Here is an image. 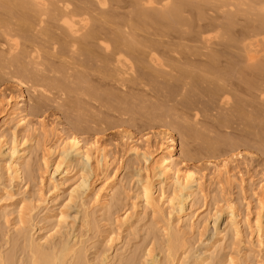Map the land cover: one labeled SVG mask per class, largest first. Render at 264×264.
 Instances as JSON below:
<instances>
[{"label":"rangeland","instance_id":"1","mask_svg":"<svg viewBox=\"0 0 264 264\" xmlns=\"http://www.w3.org/2000/svg\"><path fill=\"white\" fill-rule=\"evenodd\" d=\"M99 1L31 0L36 9H20L26 21L20 10L6 13L0 5V151L7 150L0 157V206L10 205L12 213L18 202L30 198L35 210L25 230L34 238L46 235L63 214L53 242L77 241L87 264H141L146 250L164 264L160 227L174 224L176 214L165 205L152 218L144 207L138 190L140 183L155 180L153 165L129 145L132 138L143 152L139 154L155 156L157 143L171 135L176 161L199 181L178 225L187 251L207 256L209 264L230 259L264 264V246L257 243L254 226L264 216L258 191L264 181V0H186L180 23L134 16L145 8L151 14L162 7L161 1L148 0L157 2L154 9L147 0H103L106 7ZM63 9L75 15V22L87 18L77 38L61 25ZM168 23L173 27L167 29ZM125 42L135 49L128 51ZM118 54L132 65L134 75L116 64ZM150 54L164 69L151 65ZM249 60L257 70L255 87L238 67ZM208 63L216 65L212 70L217 69L213 72L222 76L224 86L203 74ZM218 87L229 93L226 107L220 100L224 96L216 95ZM20 116H25L23 125L18 124ZM71 135L87 149L89 162L74 157L65 174L61 151ZM92 144L103 150L107 164ZM12 149L25 150L20 181L12 179L5 163ZM224 164L230 170L228 182L216 175ZM85 167L91 170L88 189L70 199ZM110 180L117 193L100 211L98 197ZM162 191L172 194L170 186ZM7 194L13 198L8 200ZM232 209L239 215L234 226L228 214ZM126 215L141 220L129 231L121 227ZM14 218H0V248L14 251L20 264L27 257L13 229ZM215 230L221 235L212 247Z\"/></svg>","mask_w":264,"mask_h":264},{"label":"bare ground","instance_id":"2","mask_svg":"<svg viewBox=\"0 0 264 264\" xmlns=\"http://www.w3.org/2000/svg\"><path fill=\"white\" fill-rule=\"evenodd\" d=\"M144 1H146V0H144ZM157 1H159V2L161 1L163 3L162 7L159 6L160 8L158 10L155 11V9H154V4L155 3L157 4V2L152 4V2L148 3V0H147L146 2L149 5L152 4L154 11L151 14L148 13L147 12L148 10H145L146 9L145 7H147V4L145 5V3H144L145 9L142 7L144 9V11L142 9L138 10L137 12H135L134 16L136 18L137 17L138 18H142V17L143 18H150V19H153V21H155V23H158L159 21L169 22L168 20L172 21L173 19H174V21H177V22L179 21L178 23H180L181 14L183 13L185 6L187 5L185 3L186 0H163V1L157 0ZM100 2L101 1H99L98 3H100ZM159 2H158V5H161V4H159ZM105 3L106 2L102 0L101 5L104 6ZM0 5L2 6V9L4 8L7 11L6 13H12V11H14L16 9L17 10L22 9V10L26 11V10H31V9L33 10V9L37 8V7L36 8L33 7V5L31 4V0H7L5 2H2ZM34 6H37V5H34ZM104 7H106V5ZM152 7H150L149 9H152ZM65 8H66V6H65ZM64 9H63V13L65 12ZM22 10H20V12H22ZM39 10H40V8H39ZM65 10L67 11L68 9H65ZM21 14H20V16H21L20 19L22 21L23 20L26 21V17H25L26 14L23 12ZM65 14L61 15L62 17L59 15L61 17V23H62L61 25L66 29L68 34H70L73 38H74V36H75V38H77L76 36L80 35L78 33H80L81 29L85 30V28L87 27L86 26L87 21H85V20H87V18L85 20L82 19L80 21L78 20L77 22H75V20H77V19L74 18V16H75L74 14H73L74 16H71L72 14H70V16H69V15H67L68 13H66V12H65ZM261 19L263 20V23H264V16H262ZM83 27H85V28H83ZM166 27H167V29H170L173 27V24L168 23L166 25ZM216 35H218V33ZM216 35H215V37H216ZM90 38H92V36H90V35L86 36L87 40ZM208 38H207V40H208ZM210 38H212V37H210ZM205 39H203V40H205ZM116 42H117V40H116ZM119 42H120V40L117 43L121 44ZM208 43L209 42H207L206 44H208ZM13 45H15L14 47H17V42L14 43ZM122 46L125 47L128 51H133L135 49L134 44L131 42H125L124 44H122ZM102 48L104 49L105 52L110 51L109 50L110 47L108 46V44H104L102 46ZM121 57H122V55L120 54V56H119V54H118L116 64L119 65L122 70H124L123 68L126 67V69L128 70L127 72L134 75L135 71L133 72L134 68L132 67V65H130L127 62L126 58H121ZM123 59H125V61H123ZM149 59H150L149 61L152 62L151 65H153L155 68L157 67L158 70H159V68L163 67V65H161V61L159 62V60L156 58V55L150 54ZM250 59H251V57H250ZM255 59H257V58H255ZM251 60L247 61L246 63H244L243 65L238 66V67L239 68L241 67L240 71L242 70V73H245V75L250 78L249 84H251L252 87H255L254 86L255 84H253V83L255 81V71L257 72V70H255V66L251 63ZM253 60H254V58H253ZM253 60H252V62L255 61V60L254 61ZM122 62H124V63H122ZM211 63L215 64L216 61L215 62L211 61ZM125 64H127V66H125ZM208 64H210V63H208ZM212 64H210L208 66V68L206 66H204L205 68L201 67L203 69L202 70L198 69V71L201 70L205 76L207 74H209V76L213 75V78L216 80V82H219V83L222 82V84H223L222 76L217 75L219 73L214 74L213 70L215 69L216 65H213L214 67L213 66L211 67ZM254 64L256 65L257 63H254ZM261 65H260V68L264 66V65H262V66ZM235 66H237V65H235ZM212 68H214V69L212 70ZM163 69H164V67H163ZM160 70H162V69H160ZM216 70H214V71L216 72ZM258 70L260 71L261 69H258ZM122 73H124V72H122ZM181 75H185V73L182 72ZM204 79H205V77L203 78V80ZM232 85H231V87H232ZM223 86H224V84H223ZM220 87H221V85H220ZM224 88L222 89V88L218 87L217 88L218 93H216V95L218 97V94H219L220 98L224 96V98H221L220 100H222V101L224 100L223 106H225V105L228 106V101H230V99L228 98V96H225V95L229 94V93H227L226 90H224ZM237 88H239V87H237ZM227 91L230 92L229 89H227ZM253 91H255V90L253 89ZM214 93H212L211 96ZM248 93H249V90H248ZM215 97L216 96H214V98ZM22 101H23V98L20 96V100L16 101L15 105L18 107L20 105V102H22ZM196 118H197V115H195V119ZM24 122H25V116H20V118L18 120V124L23 125ZM130 139H129L131 141V143L129 145L130 151L137 156L142 155L145 160H151L152 165H153V179H155V180L154 181L146 180L145 182L143 181L144 183H140V186H139V190H138L139 191V198L141 199L142 204H144V207L150 211L152 218L154 216H156V214H158L160 212L161 208L165 205L169 206V208H171L173 210V212L176 214V222L174 224L171 222H166L164 228L160 227V230L163 232V234L165 233L163 236V237H165V244L162 246V253H164V255H165L164 256V264H209L207 256L197 255L195 253H190L187 251L188 249L186 248V245L184 243V239L180 233V227L178 226L180 223L181 215L185 211L186 205L193 198V195H194L196 189L199 187V181L197 180L196 175L191 170H189L187 168H185V169L181 168L180 164H182V163L181 162L179 163L176 161L177 147H176V142H175L174 138L171 135H169L166 138V140L161 139L162 141H159L157 143V146L155 149L156 151L154 153L155 156H153L150 153L149 154H147V153L139 154L141 151L138 150L137 141H134V139H132V138H130ZM95 145L96 144H92V147L96 149L95 152L100 157V161H102L104 164H107V163H105V162H107V160H106L107 158H106L105 154L103 153V150L100 147H97ZM1 149H3V148L1 147ZM4 152H7V150H5ZM4 152L0 151V157H2L4 155ZM141 153H143V152H141ZM6 155H7V153H6ZM8 155H9V157H7L8 161L5 162L6 166H7V170L9 171L10 176L12 177L13 180L20 181L22 178V174H24V168H25V165L23 166V163L25 162L24 161L25 150L19 151L16 149H12L10 152H8ZM74 157H79L80 159H85L86 162H89V154H88L87 149L82 146L81 141L79 140V138L77 136L71 135L66 140V147L61 151L62 163L64 164L65 171H66L65 174L73 166V158ZM89 172H91V170L89 171V168H86V167L79 171L77 183H76L75 187L72 189L71 193L69 194L70 199L74 195H76L77 193L83 194L87 191ZM216 175H217L218 179L219 178L224 179L227 182L231 179L230 170L227 168L226 164H224L223 166H221V168H219L217 170ZM164 186H170L172 188V191H171L172 194L170 196L169 195L165 196L163 194L162 190H163ZM116 189H117V187H115L113 180H110L106 185H104V188L100 191V194H99L100 196L98 197L99 198L98 203H99L100 211H105V209H107V206H109V203H110L109 202L110 199H113L115 197V194L117 193ZM258 191L260 193V197L262 198L261 200L263 202L264 201V181L261 182V184L258 188ZM12 198H13L12 195L7 194L8 200H10ZM9 207H10V205L0 206V218L6 220V218L8 216L15 215V218H14L15 222L13 225V229H14V231L18 232V234H17L18 240H22V242H23L22 243L23 244L22 250H24V252L22 251V253L23 254L25 253L24 256L27 257V259L23 257L22 262L20 260V262H21L20 264H87L85 252H83L84 250H82L83 249L82 247H80V248L77 247V244H78L77 241L75 242L73 240L71 241L70 239L69 240L68 239L67 240L62 239L60 241L58 240L59 242H53L54 237H56V235L59 234V232H60L59 231L60 225H61V223H63V220L65 218L63 216V214H61V216L55 221L53 226L47 231V233H45L46 235H44L43 237L41 236V237L34 238L32 236V234L29 235L30 232H27V230H25V226L31 221L30 220L31 219L30 214L35 210V208L32 207V205H31L30 198L26 197V198H23V200H21V202H18V206L15 208V210L12 213H11V211L10 212L7 211ZM233 210L234 209H232L228 212V214L231 218V225L232 226L237 224V219L239 217V215L235 212V210L234 211ZM85 217H87V216L85 215ZM258 217L259 218H257L256 223L254 225L257 240H258L257 243L260 246L261 245L264 246V221H262L264 219V216L261 215ZM85 220H87V218H85ZM85 220L82 222L83 225L90 227L89 222L85 221ZM122 221L123 222L121 223V227H123V229H125L124 231H129L134 226L138 225L141 220L139 221L138 218H136L135 220H132L131 217H129V215H126ZM153 224L155 226L157 224V222L152 223V225ZM91 228H92V226H91ZM234 231H235V234L237 235L238 231H237L236 227L234 228ZM220 235H221V232H218L217 230H215L214 234L210 238V240L213 241V242H211L212 247L215 246L216 243H218V241L215 239L217 237H220ZM15 244H16V239H15V242H13V244H12L13 250H15L14 248L18 247V246L15 247L14 246ZM212 247L210 246V248H212ZM1 250L2 249L0 248V264H18V263H16V262H18L17 261L18 259L15 258V254L13 253L14 251L4 253ZM15 259H16V261H15ZM161 259L162 258H160L158 256V254L154 255L152 253V251H150V250H146V252L143 253V255L141 256V260L144 262V263L142 262L143 264H161ZM106 260H107V258H105V256H103L102 261L105 262ZM118 261L121 263L123 260L120 258ZM182 262H185V263H182ZM126 264H135V262L134 261H127ZM218 264H225V262L224 261H218ZM227 264H235V262L230 259L227 262Z\"/></svg>","mask_w":264,"mask_h":264}]
</instances>
